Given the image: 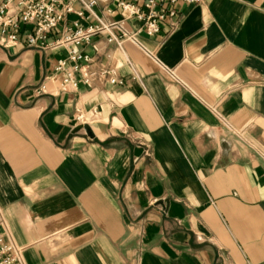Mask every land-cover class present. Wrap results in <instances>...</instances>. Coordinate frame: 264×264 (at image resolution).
Returning <instances> with one entry per match:
<instances>
[{
  "label": "crops",
  "instance_id": "obj_1",
  "mask_svg": "<svg viewBox=\"0 0 264 264\" xmlns=\"http://www.w3.org/2000/svg\"><path fill=\"white\" fill-rule=\"evenodd\" d=\"M120 1L94 11L136 40L81 49L122 83L64 89L65 49L0 45V232L27 264H264V0L181 4L154 36Z\"/></svg>",
  "mask_w": 264,
  "mask_h": 264
},
{
  "label": "built area",
  "instance_id": "obj_2",
  "mask_svg": "<svg viewBox=\"0 0 264 264\" xmlns=\"http://www.w3.org/2000/svg\"><path fill=\"white\" fill-rule=\"evenodd\" d=\"M200 0H122L118 4L124 19L143 22V30L154 36L161 24L168 22L171 28L179 23L178 6L197 4ZM80 3L83 9L96 18L97 23L82 26L83 10H76ZM96 0H0V45L8 48L23 40L29 47L41 50L65 49L67 56L58 60L56 71L65 74L63 88L78 87L80 82L91 84L96 79H108L111 83H122L110 69L96 70L94 58L81 49L90 44L92 38L107 34L108 42L122 46L128 40L135 41L136 34L115 31L117 23L104 22L94 11ZM69 14L79 19L66 25L62 34L54 36L55 30L66 21ZM93 48L97 51L96 45ZM82 77L78 79L76 73ZM0 264H27L10 236L0 232Z\"/></svg>",
  "mask_w": 264,
  "mask_h": 264
},
{
  "label": "water",
  "instance_id": "obj_3",
  "mask_svg": "<svg viewBox=\"0 0 264 264\" xmlns=\"http://www.w3.org/2000/svg\"><path fill=\"white\" fill-rule=\"evenodd\" d=\"M81 129H85V130H86V133H87V135H88L89 137H91V138L94 137V133H93L91 127H90L89 125H87V124L77 126V127L74 129V132H77V131H79V130H81Z\"/></svg>",
  "mask_w": 264,
  "mask_h": 264
}]
</instances>
